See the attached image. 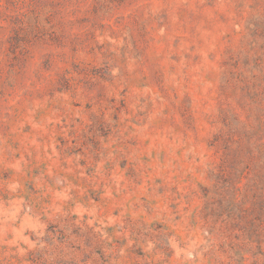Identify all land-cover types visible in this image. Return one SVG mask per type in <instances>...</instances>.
I'll use <instances>...</instances> for the list:
<instances>
[{"label": "rangeland", "instance_id": "1", "mask_svg": "<svg viewBox=\"0 0 264 264\" xmlns=\"http://www.w3.org/2000/svg\"><path fill=\"white\" fill-rule=\"evenodd\" d=\"M0 264H264V0H0Z\"/></svg>", "mask_w": 264, "mask_h": 264}]
</instances>
